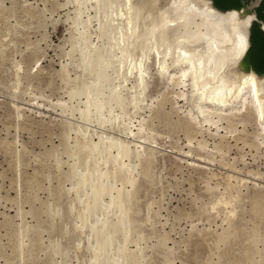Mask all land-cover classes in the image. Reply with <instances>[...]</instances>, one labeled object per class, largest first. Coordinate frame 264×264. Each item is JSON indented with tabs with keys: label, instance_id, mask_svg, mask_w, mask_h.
I'll list each match as a JSON object with an SVG mask.
<instances>
[{
	"label": "rangeland",
	"instance_id": "rangeland-1",
	"mask_svg": "<svg viewBox=\"0 0 264 264\" xmlns=\"http://www.w3.org/2000/svg\"><path fill=\"white\" fill-rule=\"evenodd\" d=\"M177 2L0 0V264H264V65L214 109L245 25Z\"/></svg>",
	"mask_w": 264,
	"mask_h": 264
},
{
	"label": "bare ground",
	"instance_id": "bare-ground-1",
	"mask_svg": "<svg viewBox=\"0 0 264 264\" xmlns=\"http://www.w3.org/2000/svg\"><path fill=\"white\" fill-rule=\"evenodd\" d=\"M109 1V0H108ZM136 1V0H135ZM152 1V0H151ZM166 1H169V0H166ZM172 1H174V0H172ZM193 1H195V0H193ZM107 2V1H106ZM122 2V1H121ZM139 2H140V0H139ZM178 2H179V0H178ZM177 2V3H178ZM105 3V2H104ZM109 3V2H108ZM134 3V2H133ZM132 0H127V3L124 5L125 6V8H127V10H132ZM174 3V2H173ZM115 4H116V2H115ZM135 4V3H134ZM137 4V3H136ZM140 4V3H139ZM160 4H162L163 5V3H160ZM204 4L206 5H209V4H215V5H217V6H228V9H229V7H230V5H234L235 7H236V9L238 10V15L236 16V19L239 17V21L241 22V24H244L245 25V27L243 26V28H245V30H246V32L245 31H243L244 33H245V35H243V33H241L240 35L241 36H239V38H238V40H235L236 41V43H235V46H234V50H232V51H230V52H232L233 53V58L235 59V61L234 62H236V70H238L239 71V76L241 77V79H240V81H236L237 83H234L233 85H235L231 90H230V93H227L226 92V94L225 93H223V88L221 89V88H219L218 89V91H217V89H216V92L213 94V93H210V94H206L205 93V91H203L202 92V94L204 95V96H206L205 98H206V102H207V99L209 100V103L211 102V103H213L214 104V109H216L217 108V110H219L220 108H222V107H224L225 108V105H227V103L228 104H230V103H232V104H234V103H238V104H240V103H242L243 105H245L246 104V102L247 101H250L252 104H253V106H254V108L256 109V112L257 113H259V114H262L263 113V104H262V97H261V93L262 92H260V90H261V88H259V85H258V82H257V77L255 78V76L254 75H252V72L255 70V69H257L256 68V66L259 64V63H262L263 65H264V0H204ZM169 5V4H168ZM179 8L180 7H182V9L183 8H185V10L187 11V13H186V11H185V13L187 14H185L186 15V17H188V18H190V16H188V14H189V11L191 10V7H194V9H196L197 10V5H196V7H195V4H193L192 3V0H180V2H179ZM113 6V5H112ZM111 6V7H112ZM117 6V5H116ZM116 6H114V7H116ZM120 6V5H119ZM138 7V6H137ZM137 7L135 6V8L137 9ZM162 7V6H161ZM207 7H209V6H207ZM131 8V9H130ZM122 9H123V6H122ZM139 9H140V5H139ZM138 9V10H139ZM157 10H158V8H156ZM178 9V8H177ZM194 9H192L193 11H194ZM203 9V8H202ZM212 10H213V7L211 8ZM225 8H223V10H224ZM141 10V9H140ZM179 10H181V9H179ZM191 10V11H192ZM195 10V11H196ZM207 10V9H206ZM220 10V9H219ZM230 10H232L231 9V7H230ZM235 10V9H234ZM154 11V10H153ZM156 11V10H155ZM162 11V10H161ZM200 11V10H199ZM209 11V10H208ZM207 11V13H210V12H208ZM216 11V10H215ZM221 11H222V9H221ZM228 11V10H227ZM233 11V10H232ZM132 12V11H131ZM136 12V11H135ZM159 12H160V10H159ZM178 12V11H177ZM182 12V14H183V11H181ZM197 12V11H196ZM129 13H130V11H129ZM133 13V12H132ZM139 13V12H138ZM153 13V12H152ZM199 13V12H198ZM231 11H230V13H226V14H230L231 15ZM139 14H142V13H139ZM144 14H145V12H144ZM153 14H155V12L153 13ZM217 14H221V13H217ZM120 15V14H119ZM129 15V14H128ZM138 15V14H137ZM147 15V14H146ZM168 15V14H167ZM190 15V14H189ZM201 15V14H200ZM224 14H221V16H223ZM139 16V15H138ZM142 16H143V14H142ZM156 16V15H155ZM166 15H164V17H165ZM225 16V15H224ZM232 16V15H231ZM231 16H229V18H228V15L226 16V17H223V18H226L227 20H232V18H233V16H232V18L230 19V17ZM135 17V16H134ZM133 17V18H134ZM158 17V16H157ZM194 17V16H193ZM120 18V17H119ZM185 18V17H184ZM219 18H222V17H219ZM136 19V18H135ZM140 19H141V17H140ZM164 19V18H163ZM162 19V20H163ZM179 19V18H178ZM225 19V20H226ZM236 19H234L235 21H236ZM146 20V19H145ZM161 20V21H162ZM165 20V19H164ZM186 20H187V18H186ZM189 20V19H188ZM207 20H209V19H207ZM211 20V19H210ZM220 20V19H219ZM130 21H131V19H130ZM156 21H158V19L156 20ZM161 21H159V22H161ZM167 21H168V19H167ZM127 22V21H126ZM164 23H165V21H163ZM212 22V21H211ZM215 22V21H214ZM233 22V21H232ZM130 23V22H129ZM134 23V22H133ZM146 23V22H145ZM185 23H186V21H185ZM219 23V22H218ZM233 23H235V22H233ZM237 23V22H236ZM235 23V24H236ZM126 24V23H125ZM132 24V23H131ZM149 24V23H148ZM167 24V23H166ZM142 25V24H141ZM158 25H159V23H158ZM157 25V26H158ZM170 25V24H169ZM237 25H240L239 24V22H238V24ZM126 26V25H125ZM129 26V25H128ZM135 26V25H134ZM156 26V27H157ZM141 28H142V26H140ZM151 27V26H150ZM188 27V26H187ZM240 27H241V25H240ZM131 28V27H130ZM135 28V27H134ZM138 28V27H137ZM159 28V27H158ZM168 28V27H167ZM228 28V27H227ZM243 28H240L241 30L243 29ZM186 29V28H185ZM236 29H238V26H237V28ZM141 30V29H140ZM167 30V29H166ZM228 30H229V28H228ZM239 30V29H238ZM244 30V29H243ZM128 31V30H127ZM132 31V30H131ZM131 31H130V33H131ZM137 31V30H136ZM240 31V30H239ZM135 32V31H134ZM223 32V31H222ZM121 33H123V32H121ZM136 33V32H135ZM145 34H146V31L144 32ZM237 33V32H236ZM160 34V33H159ZM126 35H127V33H126ZM134 35V34H133ZM136 35V34H135ZM149 35V34H148ZM157 35V34H156ZM161 35H163V34H161ZM161 35L159 36V37H161ZM226 35V34H225ZM237 35H239L238 33H237ZM237 35H236V38H237ZM128 36V35H127ZM132 36V35H131ZM143 36V35H142ZM199 36V35H198ZM134 37V36H133ZM151 37V36H150ZM208 37V36H207ZM128 38V37H127ZM131 38V37H130ZM142 38V37H141ZM147 38V37H146ZM152 38V37H151ZM205 38V37H204ZM235 38V37H234ZM122 39V38H121ZM137 39V38H136ZM149 39V38H148ZM161 39V38H160ZM182 39V38H181ZM209 39V38H208ZM227 39V38H226ZM131 40V39H130ZM140 40V39H139ZM178 40V39H177ZM176 40V41H177ZM210 40H212V39H210ZM126 41V40H125ZM136 41V40H135ZM154 41V40H153ZM160 42H161V40H160ZM164 42V41H163ZM214 42V41H213ZM134 43V42H133ZM132 43V44H133ZM148 43V42H147ZM151 43V42H150ZM197 43V42H196ZM209 43V42H208ZM216 43V42H215ZM136 44V43H135ZM154 44V43H153ZM158 44V43H157ZM168 44V43H167ZM180 44H182V43H180ZM184 44V43H183ZM205 44V43H204ZM142 45V44H141ZM149 45H151L152 46V44H149ZM159 45H160V43H159ZM191 45V44H190ZM189 45V46H190ZM198 45V44H197ZM216 45V44H215ZM221 45H222V43H221ZM232 45V44H231ZM119 46V45H118ZM130 46V45H129ZM140 46V45H139ZM188 46V47H189ZM201 46V45H200ZM228 46V45H227ZM155 47V46H154ZM181 47V46H180ZM187 47V48H188ZM195 47V46H194ZM118 48V47H117ZM131 48H133V47H131ZM130 48V49H131ZM142 48V47H141ZM151 48V47H150ZM148 49L147 51H149V50H151V49ZM191 48H192V46H191ZM190 48V49H191ZM197 48V47H196ZM215 48V47H214ZM213 48V49H214ZM122 49V48H121ZM134 49V48H133ZM135 49H138L137 47H135ZM143 49V48H142ZM172 49V48H171ZM185 49H186V47H185ZM203 49V48H202ZM119 50V49H118ZM153 50V49H152ZM158 50V49H157ZM165 50V49H164ZM169 50V49H168ZM183 50V49H182ZM181 50V51H182ZM194 50V49H193ZM197 50V49H196ZM200 50V49H199ZM205 50H207L206 48H205ZM229 50V49H228ZM130 51V50H129ZM138 51V50H137ZM180 51V50H179ZM179 51H178V53H179ZM192 51V50H191ZM128 52V51H127ZM144 52V51H143ZM157 52V51H156ZM176 52H177V50H176ZM219 52V51H218ZM229 52V51H228ZM123 53V52H122ZM139 53V52H138ZM152 53V52H151ZM167 53V52H166ZM182 53V52H181ZM126 54V53H125ZM136 54H137V52H136ZM149 54V53H148ZM172 54H173V52H172ZM201 54V53H200ZM227 54V53H226ZM147 55V54H146ZM161 55V54H160ZM165 55V54H164ZM183 55V54H182ZM185 55V54H184ZM198 55V54H197ZM167 56V55H166ZM189 56V55H188ZM200 56V55H199ZM204 56V55H203ZM119 57V56H118ZM142 57V56H141ZM158 57H160V56H158ZM184 57V56H183ZM226 57H228V56H226ZM225 57V59H227ZM176 58V57H175ZM198 58V57H197ZM203 58V57H202ZM215 58V57H214ZM229 58V57H228ZM139 59V58H138ZM141 59V58H140ZM168 59V58H167ZM183 58H181V60H182ZM185 59V58H184ZM119 60V59H118ZM148 60H150V59H148ZM172 60V59H171ZM177 60H178V58H177ZM193 60H195V59H193ZM204 60V59H203ZM228 60V59H227ZM179 61H180V59H179ZM200 61V60H199ZM231 61V60H230ZM131 62H132V59H131ZM163 62H164V60H163ZM172 62V61H171ZM196 62V61H195ZM201 62V61H200ZM234 62H232V63H234ZM133 63V62H132ZM138 63V62H137ZM174 63V62H173ZM176 63V62H175ZM180 63V62H179ZM209 64H211V63H209ZM166 65V64H165ZM193 65V64H192ZM197 65V64H196ZM133 66V65H132ZM198 66H199V64H198ZM222 66V65H221ZM225 66V65H224ZM233 66H235V64L233 65ZM141 67V66H140ZM163 67H164V64H163ZM194 67V66H193ZM196 67V66H195ZM208 67V66H207ZM161 68V67H160ZM220 68V67H219ZM158 69V68H157ZM162 69V68H161ZM161 69L159 70V73H160V71H161ZM163 69H165V68H163ZM197 69V68H196ZM195 69V70H196ZM259 70V69H258ZM257 70V71H258ZM163 72H164V70H162ZM196 71H198V69L196 70ZM213 71V70H212ZM225 71V70H224ZM257 71H255V72H257ZM261 71V70H260ZM260 71H258L260 74H262V72H260ZM262 71H264V70H262ZM130 72V71H129ZM141 72V74L143 73L142 71H140ZM235 72V71H234ZM257 72V76H259L258 73ZM147 73H148V71H147ZM166 73V72H165ZM198 73V72H197ZM225 73V72H224ZM162 74H164V73H162ZM168 74V73H167ZM196 74V73H195ZM148 75V74H147ZM166 75V74H165ZM183 76H185L186 75V71L185 72H183V74H182ZM210 75H211V73H210ZM229 75V74H228ZM262 75H264V74H262ZM134 76V75H133ZM132 76V77H133ZM143 76V75H142ZM261 76V75H260ZM259 76V77H260ZM217 77V76H216ZM225 77H227V76H225ZM230 77V76H229ZM233 77H235V76H233ZM258 77V78H259ZM261 78V77H260ZM204 79H206V78H204ZM226 78H223V80H225ZM228 79H230V78H228ZM263 79V78H262ZM141 80V79H140ZM195 80V79H194ZM221 80V79H220ZM259 80V79H258ZM261 80V79H260ZM173 81V80H172ZM226 81V80H225ZM234 82V81H233ZM261 82H263L262 80H261ZM136 83V82H135ZM209 83V82H208ZM228 83V82H227ZM206 85V84H205ZM228 85V84H227ZM232 85V86H233ZM210 86V85H209ZM260 86H262V85H260ZM219 87V86H218ZM227 87V86H226ZM230 86H228V88H229ZM264 87V85L262 86V88ZM211 88V87H210ZM213 88V87H212ZM225 89V88H224ZM215 90V89H214ZM263 90V89H262ZM207 92V91H206ZM201 94V93H200ZM202 96V95H201ZM203 97V96H202ZM205 100H201V102H204ZM198 103V102H197ZM205 103V102H204ZM199 105V104H198ZM231 105V104H230ZM203 106V105H202ZM201 110V112L203 113V111H202V108L201 107H199ZM241 108H242V106H241ZM230 109V111H233L234 110V108H233V105H231V107L229 108ZM197 113V112H196ZM199 115V114H198ZM262 117H264V114H263V116H261V118ZM191 121H193V120H191ZM193 124V123H192ZM263 124V127H264V122L262 123Z\"/></svg>",
	"mask_w": 264,
	"mask_h": 264
}]
</instances>
